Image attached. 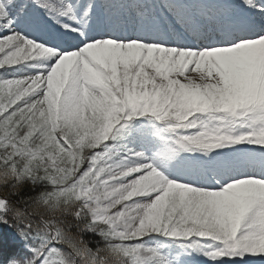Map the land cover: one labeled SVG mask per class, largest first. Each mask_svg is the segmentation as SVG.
<instances>
[{
  "label": "snow or ice",
  "instance_id": "obj_1",
  "mask_svg": "<svg viewBox=\"0 0 264 264\" xmlns=\"http://www.w3.org/2000/svg\"><path fill=\"white\" fill-rule=\"evenodd\" d=\"M264 264V0H0V264Z\"/></svg>",
  "mask_w": 264,
  "mask_h": 264
}]
</instances>
